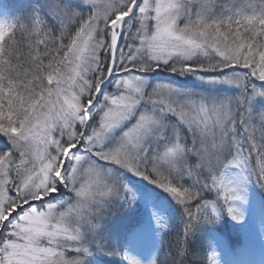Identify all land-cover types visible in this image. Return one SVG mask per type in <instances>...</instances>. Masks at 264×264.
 Segmentation results:
<instances>
[{
    "label": "snow or ice",
    "instance_id": "obj_1",
    "mask_svg": "<svg viewBox=\"0 0 264 264\" xmlns=\"http://www.w3.org/2000/svg\"><path fill=\"white\" fill-rule=\"evenodd\" d=\"M0 133V264L115 254L93 237L136 199L124 172L185 217L175 251L148 264H185L198 222L243 219L244 185L264 188V0H41L0 20Z\"/></svg>",
    "mask_w": 264,
    "mask_h": 264
},
{
    "label": "rangeland",
    "instance_id": "obj_2",
    "mask_svg": "<svg viewBox=\"0 0 264 264\" xmlns=\"http://www.w3.org/2000/svg\"><path fill=\"white\" fill-rule=\"evenodd\" d=\"M21 1L12 0V3L16 4ZM35 2L37 5L41 0H35ZM13 19L8 8L0 0V20ZM162 72L167 75L150 76V80L152 82L156 80L175 82L182 87L201 86L200 81L194 76L178 77L168 72ZM105 87L111 90L110 82H107ZM123 176L136 193V199L129 204L119 201L114 204L93 239L98 238L106 223L119 219L110 217L111 215L113 216L117 210H125L136 224L135 228L124 232L128 238L125 255L140 260L142 264H148V261L153 257H156L157 260L159 258L163 232L175 225H183L185 217L183 216L182 207L168 193L156 185L150 184L148 181L128 172H124ZM211 194L206 193L205 198L212 200L208 198ZM54 195L57 199H64L71 194L61 186L60 191ZM243 196V200L236 202L239 211L243 214V219L235 220L224 211L214 222H206L208 227L211 228L216 264H264V188H261L255 180H252L244 185ZM39 203L37 202V204ZM193 211H195V208H193ZM154 212L167 218L169 227L164 231H161V227L156 223L153 217ZM232 237L236 238L237 243L232 244L230 239ZM96 264L107 263L99 260Z\"/></svg>",
    "mask_w": 264,
    "mask_h": 264
},
{
    "label": "trees",
    "instance_id": "obj_3",
    "mask_svg": "<svg viewBox=\"0 0 264 264\" xmlns=\"http://www.w3.org/2000/svg\"><path fill=\"white\" fill-rule=\"evenodd\" d=\"M1 1L10 11L12 18H16L22 14L26 15L36 5L35 0H22L16 4L12 3V0ZM217 2L224 3L226 0H217ZM10 148L11 144L7 135L0 133V151ZM208 198L215 199V194L212 193ZM110 217H117L119 219L106 223L98 238L94 240L103 244L107 249H115V254H110L109 251H93L92 255L86 259L85 264H96L99 260L107 264H127L125 249L127 248L128 238L124 232L135 228V221L131 220L130 215L125 210H117ZM183 225H175L163 232L158 261H163L166 252L170 250L175 251V241L177 236L182 234ZM210 230L211 228L208 227L206 222L197 223L192 234L186 240L185 264H210L209 257L214 255ZM230 239L232 244L237 243L236 238L232 237Z\"/></svg>",
    "mask_w": 264,
    "mask_h": 264
}]
</instances>
